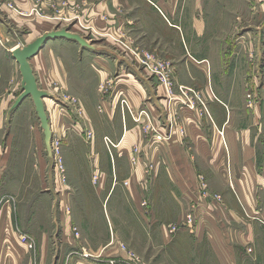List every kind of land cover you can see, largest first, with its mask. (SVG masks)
I'll return each instance as SVG.
<instances>
[{
    "label": "rangeland",
    "instance_id": "1",
    "mask_svg": "<svg viewBox=\"0 0 264 264\" xmlns=\"http://www.w3.org/2000/svg\"><path fill=\"white\" fill-rule=\"evenodd\" d=\"M200 8L206 13L207 22L214 24V38L220 52L216 54L214 65L211 61L212 67L203 68L205 72L193 69L196 74L192 76L195 82L201 83L199 85L178 83V70L169 60L156 57L147 48L137 47L124 34L113 35L116 44L134 55L145 70L144 75L163 86L166 96L180 104L175 114L181 113L190 126L199 118L206 132H213L210 128H215L218 135L224 137L225 125L216 127L214 123L210 109L213 99L223 100L224 108L235 112L234 125L251 129L253 140L243 149L239 148L237 154L234 155L233 149H225L227 156L220 169L221 183L214 180L216 173L212 164L199 166V171L196 163L194 193L188 190L186 200L179 196L176 201L166 192L165 176L159 183L156 181L150 147L164 152L161 144H166L175 131L179 132L187 139L184 149L193 162L196 155L184 126L175 122V115L170 114L158 126L150 100L140 109L132 110L123 97L119 111L112 118L103 108L104 100L87 104L80 101L73 94V41L67 39L54 41L59 45L47 51L46 47L42 48L45 51L35 58H39L41 66L32 62L39 87L51 94L45 99L53 131V154L49 155L33 98H26L17 110L11 111L22 92L20 66L12 59L11 49L16 45L23 47L52 30L73 31L76 23L73 0H34L32 8L25 11L15 0H0V69L4 67V71H0V153L7 148L8 157L3 163L7 174L0 182V213L8 207L11 232L33 233L28 234L33 243L31 250L43 240L42 235L48 233L51 247L48 264H74L73 258L80 255L79 259L85 264H264V229L259 225L264 208L263 183L259 176L264 170V0H201ZM8 12L30 20V24L17 26L20 20L14 24ZM42 22L46 23L45 28L39 27ZM38 27L40 30L36 32ZM65 52L69 59L63 62L60 57ZM144 53L170 63L171 91L142 62ZM206 77L211 78V83L205 87ZM123 115L128 119V127H136L137 133L131 140L133 143L120 151L123 160L118 170L122 173L116 188L119 193L108 202L116 227L110 229L105 217L106 198L96 191L100 189L102 172L111 167L113 156L120 154L113 144H117L125 130ZM168 119L166 127L164 122ZM222 142L226 146L224 140ZM253 161L252 181L258 190L251 197L256 210L249 216L241 198L226 197V189L222 190L221 185L231 186L234 178L241 179L245 175L250 178L245 170ZM133 165L142 168L145 174L137 181L135 191L129 180L135 170ZM113 173L108 177L109 184L113 182ZM87 174L89 180H86ZM189 186L192 187L191 183ZM143 201L147 205L142 206ZM102 208L104 225L98 212ZM160 216L168 225V232L178 239L174 242L177 244L173 250L174 260L171 255L166 259L163 248L155 247L151 241L155 233H159L154 225L160 221ZM250 224L255 225L253 237ZM203 226L206 236L201 234ZM114 236L116 244L109 248L117 247L118 241V246L126 247L129 252L128 259L119 253L110 256L105 253L107 243L113 242ZM130 253L136 259L130 257Z\"/></svg>",
    "mask_w": 264,
    "mask_h": 264
},
{
    "label": "crops",
    "instance_id": "2",
    "mask_svg": "<svg viewBox=\"0 0 264 264\" xmlns=\"http://www.w3.org/2000/svg\"><path fill=\"white\" fill-rule=\"evenodd\" d=\"M15 2L24 11L30 10L34 4V0H15ZM200 3L201 0H73V18L76 20L73 32L89 38L88 42L91 44V46L87 47L82 46L77 41L70 40L73 41V94L80 101L86 102V104L89 101L104 100L103 108L108 111L107 113L111 118L116 114V111H119L120 100L123 97L127 99L132 110L140 109L146 100H150L151 110L157 125L158 123L161 125V122L166 120L169 114L175 115V122H178L180 126H184L185 134L190 138L189 141L196 155L195 163L190 160L185 152L184 147L188 143L187 139L176 131L166 144H161L164 152H160L158 148L154 150L152 146L150 147V159L155 164L156 181L159 183L162 177L165 176L167 180L165 184L166 192L176 201L179 196L186 200L189 196L188 190L194 193V181H197L196 168L194 166L196 163L199 171H201L199 166L204 168L212 164L214 167L213 172L216 173L214 180L221 183L223 179L220 169L223 159L227 156L225 149L228 148L229 151L233 149L234 155L237 154L236 152L239 148L243 149L246 143L248 144L253 140L251 129L246 130L234 125L235 112L230 108L226 110L223 106V100L217 102L213 99L210 103V109L214 123L216 127L225 125L224 137L219 136L215 128H210L213 132H206L201 120L196 118L195 114H193L196 118L195 123L190 126L181 113H178V116L175 114L179 111L180 104L166 96L163 86L157 85L155 80L144 75L145 70H142L134 55L131 52L127 53L126 50L124 51L121 44H116L117 40L115 41V36L113 37V35L117 33L119 36L124 34L126 39L134 41L137 47L141 49L147 48L156 57L169 60L174 68L178 70L176 76L178 83L199 85L201 83L195 82V77L192 76V73L196 74L193 69L205 72L203 68L206 65H211L212 67V62L213 65L215 63L216 54L220 52V46L216 44L214 38L215 30L212 28L214 24L212 21L207 22L204 17L206 13H203ZM198 6L201 9V14H199ZM8 13L10 21L14 24L16 23L17 25L18 20H20L17 26L30 24L28 23L30 20L21 18L14 12ZM19 15L23 16L25 14ZM45 26L46 23L42 22L39 27L45 28ZM39 27L36 28V32L40 30ZM65 39L67 38L52 39L47 45L45 44L44 47L46 48H43L47 51V49L59 45L54 44V41ZM51 41H53V44H50ZM16 47L18 45L12 47L11 52ZM42 50L31 59L34 72V62L36 64L39 63V66H41L39 58L36 60L35 58L42 53ZM12 59L16 61L13 57ZM60 59L63 62L65 61L64 59H69L68 54L65 52ZM2 67L0 71H4V67ZM210 83V77L204 78L203 84H205V87ZM103 86L104 89L101 88ZM208 94L211 97L210 92ZM211 94L214 95V92L211 91ZM13 110H17V108H11V111ZM87 112L91 116L88 109ZM1 119L2 123L3 115ZM123 119L125 121V130L123 129L117 144L114 143L118 153H120L122 148L126 149L127 145L133 143L131 140L137 133L136 127H128V119L125 115H123ZM164 123L166 127L169 126V119ZM139 139L142 140L141 133L139 134ZM221 139L224 140L226 146H223ZM122 156L123 154L121 153L118 154V157L113 156L110 162L111 167L107 171L102 172L99 178L100 189L96 191L97 195H102L106 198L104 201V203L106 202L105 217L108 220L106 221L110 229H115L116 223L115 218L112 216L113 210L108 209V202L118 192L116 188L120 184L122 176V173L118 171L121 170ZM7 158L6 148L0 153V182L7 174L5 167H3V163ZM253 163L254 161L251 167L245 170L246 174L249 173L250 178L245 175L241 179L234 178L233 182L231 181V186L225 183L221 185L223 187L222 190L226 189V197L237 195L241 200L243 199L240 202L245 204L248 215L253 214L256 210L251 197L258 190L256 189V184L252 181L254 180ZM248 165L250 166V163ZM134 169L129 180L134 184L132 187L135 186V191L137 189V181L143 176L145 177V174L142 168L136 166ZM112 173L114 174L113 182L109 184L108 177L109 175L112 176ZM259 176L263 183L261 190L264 191V170ZM89 179L90 176L87 174L86 180ZM189 182L192 187L189 186ZM179 202L181 204L184 203V201ZM176 203L178 205V202ZM6 207L3 209H6ZM7 210H9L8 207ZM7 210H2V214L0 213V218H2L0 220V264H34V262L48 264L51 252L48 233H44L42 235L43 240H40L35 248L31 250L19 237L21 234L27 233L25 232L26 230L21 233L18 231L11 232L12 228L10 229L11 224L8 221ZM103 210L104 208L98 212L104 225ZM162 221L163 218L161 217L160 221L154 225V228L159 233H155L156 236L151 241L155 247L163 248L162 253L166 259H168V255H171L172 260H174L173 250L175 245H177L174 242L178 241V239L168 232V225ZM253 224L248 226L251 237H253L252 228L255 227ZM259 225L264 229V208ZM202 229L201 234L206 236L205 226ZM182 233L185 235L184 232ZM28 234L33 235L29 231L26 234L29 237ZM115 238L116 236L112 238V240L114 239L113 242L107 243L108 245L104 249L105 253L109 256L119 253L121 257L128 259L129 256L126 249H121L118 246V241L117 247L109 248L111 245L116 244ZM79 257L73 258L74 264H85ZM155 260L158 261L157 258Z\"/></svg>",
    "mask_w": 264,
    "mask_h": 264
},
{
    "label": "water",
    "instance_id": "3",
    "mask_svg": "<svg viewBox=\"0 0 264 264\" xmlns=\"http://www.w3.org/2000/svg\"><path fill=\"white\" fill-rule=\"evenodd\" d=\"M56 38H67L79 42L82 46H91L87 38L66 28L46 32L29 44L23 47L18 46L12 50V55L18 62L22 74V92L17 97L12 108H18L30 96L33 98L38 117L41 121V127L45 136V145L49 155L53 154V131L44 100L50 97L51 94L39 87L31 65V59L39 53L45 44Z\"/></svg>",
    "mask_w": 264,
    "mask_h": 264
},
{
    "label": "built area",
    "instance_id": "4",
    "mask_svg": "<svg viewBox=\"0 0 264 264\" xmlns=\"http://www.w3.org/2000/svg\"><path fill=\"white\" fill-rule=\"evenodd\" d=\"M142 62L148 68H150L154 73L157 74V76L159 77L158 78L159 81L162 84H164L166 87H168L167 89L168 90L170 89L169 91L172 90V81H171V76H170V66L171 65L169 62H166L164 60H159L158 58H156L155 56H153L150 53H146V54L144 53V56L142 57ZM182 92H183V90H182ZM222 134H223V132H222ZM145 205H147V202L143 201L142 206H145ZM19 237H20V240L23 243L27 244L30 249L33 248L32 240H30V238L27 235L21 234ZM124 249H126V247ZM129 255H130V257L136 259V256L133 255L132 253H130Z\"/></svg>",
    "mask_w": 264,
    "mask_h": 264
},
{
    "label": "bare ground",
    "instance_id": "5",
    "mask_svg": "<svg viewBox=\"0 0 264 264\" xmlns=\"http://www.w3.org/2000/svg\"><path fill=\"white\" fill-rule=\"evenodd\" d=\"M44 102H45V100H44Z\"/></svg>",
    "mask_w": 264,
    "mask_h": 264
}]
</instances>
